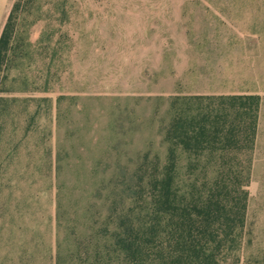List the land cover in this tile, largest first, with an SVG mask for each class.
Masks as SVG:
<instances>
[{"label":"rangeland","instance_id":"obj_1","mask_svg":"<svg viewBox=\"0 0 264 264\" xmlns=\"http://www.w3.org/2000/svg\"><path fill=\"white\" fill-rule=\"evenodd\" d=\"M16 1L0 0V35ZM22 1L0 88V264H56L59 247L106 264L122 190L147 154L166 160L172 97L232 94L262 98L238 253L264 264V0Z\"/></svg>","mask_w":264,"mask_h":264},{"label":"trees","instance_id":"obj_2","mask_svg":"<svg viewBox=\"0 0 264 264\" xmlns=\"http://www.w3.org/2000/svg\"><path fill=\"white\" fill-rule=\"evenodd\" d=\"M22 3H14L0 35V88ZM261 100L255 94L172 97L163 130L166 160L147 154L138 181L122 190L123 207L107 218L104 238L114 257L106 264H240ZM56 264H66L60 247Z\"/></svg>","mask_w":264,"mask_h":264},{"label":"crops","instance_id":"obj_3","mask_svg":"<svg viewBox=\"0 0 264 264\" xmlns=\"http://www.w3.org/2000/svg\"><path fill=\"white\" fill-rule=\"evenodd\" d=\"M11 1V0H10ZM6 15H7V12L5 13V17H4V20H3V22H5V19H6Z\"/></svg>","mask_w":264,"mask_h":264}]
</instances>
